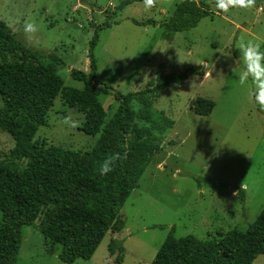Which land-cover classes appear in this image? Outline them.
<instances>
[{
	"label": "rangeland",
	"instance_id": "1",
	"mask_svg": "<svg viewBox=\"0 0 264 264\" xmlns=\"http://www.w3.org/2000/svg\"><path fill=\"white\" fill-rule=\"evenodd\" d=\"M123 1L0 0V18L21 40L61 57L65 67L60 74L66 85L84 86L71 76L74 68L125 94L145 88L162 62L166 73L200 65L206 71L205 75H191L182 85L171 84L150 108V118L136 119L164 149L146 167L138 187L124 203L120 212L124 229L110 230L90 259L68 263L59 258L62 245L51 244L42 233V213L33 225L23 228L19 264H151L172 227L176 237L193 234L211 239L234 228L246 230L264 208V113L249 95L251 81L241 87L236 75L244 68L236 47L240 37L264 41V0H256L251 9L232 8L227 13L217 11L213 4L214 14L170 38L163 35L160 23L169 19L181 0H172L171 6L169 0H158L150 11H145L143 0L120 8ZM111 15V27L100 31L95 48L98 70L93 75L89 43L94 27ZM30 19L39 26L31 41L24 33L25 21ZM147 19L158 24L143 26L133 21ZM7 61L21 62V57L10 54ZM43 62L55 64L49 58ZM197 97L215 101L210 115L197 114L191 108ZM99 98L108 121L119 102L112 94ZM2 104L0 99V107ZM132 105L137 112L144 108L137 101ZM66 115L78 126L64 124ZM84 121L85 114L59 95L34 142L88 151L100 134L82 130ZM14 146V138L0 130V154L24 170L27 160L11 156ZM1 221L0 210V226ZM159 225L165 228L155 227ZM112 241L118 245L113 254ZM253 264H264V254Z\"/></svg>",
	"mask_w": 264,
	"mask_h": 264
},
{
	"label": "trees",
	"instance_id": "2",
	"mask_svg": "<svg viewBox=\"0 0 264 264\" xmlns=\"http://www.w3.org/2000/svg\"><path fill=\"white\" fill-rule=\"evenodd\" d=\"M133 1L141 0H124L120 8ZM213 4L181 0L169 19L160 23L163 35L170 38L196 27L202 18L215 13ZM112 17L94 27L88 52L93 75L98 70L95 48L100 31L111 27ZM133 21L143 26L158 24L155 19ZM10 54H18L21 62L7 61ZM44 58L55 64L44 63ZM63 67L64 61L55 51L27 45L0 18V130L15 140L11 156L27 160L26 168L20 170L0 154V264H19L23 228L33 225L42 213V233L51 244L62 245L59 258L68 263L77 258L90 259L110 230L121 232L125 227L120 214L124 203L138 187L146 167L156 162L164 149L152 131L136 119L148 120L150 108L171 84L182 85L191 75L206 74L201 65L181 73H166L162 62L145 88L125 94L114 92L109 84L94 81L76 68L71 76L84 86L66 85L60 74ZM101 94H112L119 102L108 121ZM59 95L85 114L82 130L100 134L92 149L72 150L34 142ZM133 101L142 104L143 110L137 112ZM215 105L211 98L197 97L191 108L197 114L210 115ZM113 153L123 158L113 171L100 175V163ZM240 193L245 201V191ZM174 233L172 227L151 264H253L258 255L264 254V208L246 230L234 228L211 239L193 234L176 237ZM117 247L112 241L110 252L115 253ZM117 261H122L121 255Z\"/></svg>",
	"mask_w": 264,
	"mask_h": 264
},
{
	"label": "clouds",
	"instance_id": "3",
	"mask_svg": "<svg viewBox=\"0 0 264 264\" xmlns=\"http://www.w3.org/2000/svg\"><path fill=\"white\" fill-rule=\"evenodd\" d=\"M158 0H143L145 11H150L156 7ZM256 0H214V7L220 11L227 13L232 8L251 9L255 6ZM169 5H172V0H169ZM39 31V26L34 19L25 21L24 33L31 41L36 32ZM264 41L256 39H247L240 37L236 47L240 50L244 68L236 73L238 82L241 87L249 85V95L254 97L255 103L261 111H264V50H262ZM63 123L69 127L78 126V122L71 115H66L63 118ZM120 153H113L107 156L99 165L100 175H107L113 171L116 162L122 159Z\"/></svg>",
	"mask_w": 264,
	"mask_h": 264
}]
</instances>
